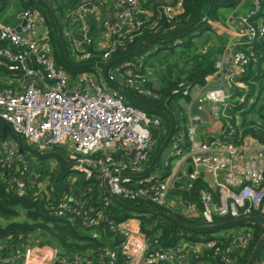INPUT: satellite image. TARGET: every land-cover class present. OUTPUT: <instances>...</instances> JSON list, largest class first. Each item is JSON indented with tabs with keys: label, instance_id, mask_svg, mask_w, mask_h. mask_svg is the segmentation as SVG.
<instances>
[{
	"label": "built area",
	"instance_id": "1",
	"mask_svg": "<svg viewBox=\"0 0 264 264\" xmlns=\"http://www.w3.org/2000/svg\"><path fill=\"white\" fill-rule=\"evenodd\" d=\"M69 1L73 3L65 13L69 25L63 27V34L73 45L78 62L93 61V66L80 69L75 76L57 63L49 29L45 27L40 32L37 11H22L25 23L20 32L10 24L0 23V64L17 75L0 86V120L11 129L6 133L0 131V161L11 173L7 188L22 196L28 182L36 183L41 173L29 168L20 151L22 146L9 134L18 135L40 150L63 147L71 170L88 179L96 177L106 195L94 204L89 199L91 188L78 189L73 184L75 179L69 178L68 186L55 199L53 214L80 221L95 239L107 230L115 237L112 243L116 238L118 242L115 247L107 246L94 261L82 254H47L28 237L5 251L4 244L0 245V264H198L206 255L214 261L234 262L250 247L257 221H242L245 224L237 231L223 234L226 240L202 236L197 240L183 238L167 246L159 236H147L138 216L117 220L106 211L118 203L113 198L116 197L125 203L144 200L160 207L156 209L165 208L161 210L188 219L201 218L206 224H213L216 216L264 219V143L250 137L240 145L221 137L200 139L198 127L205 120L191 113L192 102L199 99L200 109L223 122L225 134L241 137L230 110L239 105H264V73L261 86L245 79L258 61L250 49L264 40V22L260 19L264 0H252L251 9L236 19L238 30L226 43L222 62L216 64V71L207 76L206 82L176 83L172 93L179 97V104L182 102L180 106L176 104L174 115L180 121L183 117L186 120L179 128L174 126L165 148L169 153L163 161L160 156L164 167L178 160V165L165 177L164 169L141 172L154 149V130L162 129L163 119L132 103L124 91L130 85L143 88L145 94L153 93L144 86L148 83L143 67L145 56L116 63L112 57L136 41L155 12L174 19L182 12L184 0H177L174 5L159 4L156 11L148 0H114L113 4L111 0ZM203 20L213 31L227 27L206 16ZM157 25L158 20L151 27ZM96 42L103 48L91 51L89 48ZM94 69L106 71L104 75L113 87L87 77L85 72ZM187 159L192 170L184 183L179 163ZM199 176L207 179L209 188L200 190L197 202L172 193L178 183L189 191ZM156 224L154 221L151 225ZM252 264H264V257L259 260L256 256Z\"/></svg>",
	"mask_w": 264,
	"mask_h": 264
},
{
	"label": "trees",
	"instance_id": "2",
	"mask_svg": "<svg viewBox=\"0 0 264 264\" xmlns=\"http://www.w3.org/2000/svg\"><path fill=\"white\" fill-rule=\"evenodd\" d=\"M9 0H0V14L6 9ZM20 7L24 10L31 8L37 11L44 19L49 29L50 42L55 49L56 61L59 65L66 68L72 76H75L80 69H89L93 66V61H76L73 52L68 50L69 39L63 34V27L69 25L65 17L66 10L72 6L69 0H16ZM238 0H184L183 10L174 19H168L159 12L148 22V26L142 28L141 33L134 43L127 44L121 48L112 57L113 63L121 61L133 60L135 56H145L143 67L146 68L150 56H146L151 49H154L155 56L163 50L173 52L176 48L191 49L194 46V40L202 35L204 32L209 31L211 28L204 21L206 16L213 21L221 20L219 11L221 7L236 6ZM61 19L64 24H61ZM260 19L264 22V12L260 15ZM158 20V25L155 28L151 27L152 22ZM96 21L94 20L93 23ZM205 24L203 30L199 29L201 25ZM63 25V26H62ZM95 24L94 26H96ZM97 28V27H94ZM95 30V29H93ZM189 31L197 32L189 41L184 40V36ZM68 41H67V40ZM176 42V43H175ZM71 43V42H70ZM97 44V42H96ZM96 44L89 49L91 51L97 48ZM251 51L255 52L257 56L256 67L251 66L249 75L246 80H254L258 85L262 84V75L264 73V40L256 43ZM211 60L198 62L196 67L187 76L189 81L195 83L206 82L207 76L216 71V58L212 53ZM206 57V56H204ZM255 72L257 74H255ZM16 73L10 71L6 66L0 64V86L8 83L10 79L16 77ZM147 89L153 92L151 95L145 94L143 88H134L130 85L124 87L129 100L135 105L141 107L150 115H158L163 119L162 129L154 130V149L156 152L161 148L165 141L170 122L168 118L159 113L164 111L172 115L174 118L175 129L180 127V118L174 115L175 109L179 104V97L172 93L176 84L171 83L165 86L153 87L149 83H145ZM138 102L144 104L142 106ZM177 104V105H176ZM152 109H149V108ZM155 110V111H154ZM230 113L233 116V122L239 127V132L242 136L227 135L221 136L222 139L232 142L235 145H240L246 137H250L256 142L264 143V105L256 107H245L239 105ZM182 119L186 120L185 117ZM4 121L0 120V130L3 127ZM174 129V131H175ZM14 140L20 143L25 150H30L26 143L14 133L9 134ZM34 154L38 157L40 166L38 172L41 177L36 180V183L28 182L26 192L22 196L16 195L14 191L7 188L6 182L11 176L10 172L3 161H0V245L4 244L5 249L11 246H16L21 240H26L32 237L38 247L44 252L50 254L57 251L58 256L82 254L90 257L94 261L105 252L107 246H113L118 242L112 243L115 238L109 231H102L101 238L95 239L91 235L90 229L84 227L80 221L72 217H57L53 214L55 199L61 192L68 186V179L74 178L73 184L78 189H90V200L92 203L98 202L106 193L99 187L98 179L96 177L86 178V176L77 171L71 170V163L68 160L67 152L63 147H54L45 153H39L32 149ZM151 155L150 161L153 157ZM161 156V154H160ZM155 161L149 170L144 174L150 173L155 169H164L163 176L165 177L171 171V164L164 167L161 164V158ZM164 167V168H163ZM37 168V167H35ZM33 170V167L31 168ZM72 177V178H71ZM47 182V187L42 189L39 187L40 182ZM209 188L207 179L204 176H199L192 189L187 191L182 183H178L173 190V194H181L184 198H189L193 201H198L199 192L201 189ZM217 195V193H215ZM129 205L137 209L160 208L155 204L144 200L128 201ZM137 209H132L115 203L106 211L107 215L112 216L114 219L122 220L136 213L141 219L142 229L147 232L149 238L159 236L162 244L172 246L181 239L197 240L202 236L216 239H225V236L216 235L221 230H226L229 227H242L245 222L229 224L211 229H195L184 225L183 222H188L193 225L206 224L203 219L195 218L188 219L183 215L175 213L181 220L178 221L172 217L161 215L154 212H144ZM166 210L165 208H161ZM136 211V212H133ZM232 220L230 217H215L214 223L220 224ZM156 225H151L154 223ZM264 233V227L258 223L254 227V239L250 247L242 253L236 260L229 264H245L258 242L260 236ZM222 240V241H223ZM226 240V239H225ZM264 257V242L260 247L257 258L260 260ZM203 262L198 264H227L223 261H214L208 255L202 258ZM197 264V263H193Z\"/></svg>",
	"mask_w": 264,
	"mask_h": 264
},
{
	"label": "crops",
	"instance_id": "3",
	"mask_svg": "<svg viewBox=\"0 0 264 264\" xmlns=\"http://www.w3.org/2000/svg\"><path fill=\"white\" fill-rule=\"evenodd\" d=\"M14 1L17 4V6L20 7V5L17 3V1L16 0H14ZM148 1L151 3L152 9L155 10L159 6V4H169V5L172 4V5H174L177 0H148ZM111 3L113 4L114 0H111ZM252 4H253L252 0H246L242 3H240L238 0V3L236 4V6L221 7L220 10L223 12L225 18L217 21L216 24L227 26L226 29H223L220 31H215V30L213 31L210 29L209 31L204 32L202 35H200L198 38H196L194 40L193 48H197V46L200 45V46H198L199 55L202 53H212L216 58V64L218 62H222L223 54L225 52V45L228 42V40L233 36V34L238 30V27H239L236 19L240 15L248 12L251 9ZM111 7H112V5H111ZM103 10L104 9H102V11ZM22 11H23V9L20 7V14L18 16V18H19L18 23L10 24L7 22H2V21H0V23L10 24L14 27L19 26L22 22V19H21ZM38 17H39V24L41 27L40 32H44L46 30L45 27H48V26L39 13H38ZM43 29H45V30H43ZM205 47H207V48H205ZM189 51H190V49L189 50L186 49L185 53H180L179 55H177L173 59V61H175V62L170 65L169 72L167 71L166 74H164L160 78V81H159L160 84H166V82L168 81V78L171 77V73L174 74L175 76H179L182 74V70H183V68H182L183 62L182 61L184 60L185 56H187L189 54V53H187ZM161 53L167 54V53H171V52H169V50H164V51H161ZM156 56H159V53ZM75 60L77 61L76 57H75ZM159 67L161 68L160 63L148 62L147 66H146L145 73L147 74V76L152 77L153 73L160 69ZM186 68L189 69L190 65H186ZM11 81H13V79H10L8 81V83H10ZM107 83H108V85L107 84H105V85L108 88L113 87V85L111 83H109L108 81H107ZM128 100H129V98H128ZM181 102L182 101H180V104H181ZM5 124L6 123L3 124V127ZM202 126H206L207 128H209V131L208 132L203 131V133H202L203 135H202V137L200 136L201 137L200 139H207V137H221L225 134L224 130H223V122L213 119L210 115H208L207 120L205 121V123ZM3 127L1 128L0 131L3 130ZM247 141L251 142V140H249V139ZM153 151H154V149H153ZM166 155H167V153L165 152V148H164L163 151L161 152L162 161L164 160ZM177 162H178V160L171 161V163L174 164V168L178 165ZM151 163L145 164L142 167L141 172L144 173L147 170H149L151 168ZM191 168H192V166H191L190 159L183 160L182 162L179 163L180 174L182 175V181L184 183H185L186 178H187V173L191 170ZM222 232L223 231L221 230L218 233H216V235L219 236V235H223V234H228L226 232L225 233H222Z\"/></svg>",
	"mask_w": 264,
	"mask_h": 264
},
{
	"label": "rangeland",
	"instance_id": "4",
	"mask_svg": "<svg viewBox=\"0 0 264 264\" xmlns=\"http://www.w3.org/2000/svg\"><path fill=\"white\" fill-rule=\"evenodd\" d=\"M19 14H20V7L17 6V4L15 3L14 0H9L6 9L0 14V21L7 22V23H10V24H16L19 21V18H18ZM219 15H220L221 19H224L225 18L224 14H223V12L221 10L219 11ZM61 24H64L62 19H61ZM204 28H205V24L204 25H201L199 29L203 30ZM196 34H197V32L194 33V31H189L188 33L185 34L184 40L185 41H189L192 38V36L193 35H196ZM98 35H99L98 41L101 42V40H102L101 39L102 38V34L100 33ZM96 46L103 48V46L100 43L99 44H96ZM198 46H200V45H198ZM198 46H197V48H192V49H190L189 52H187L189 54L187 56H185L184 60L182 61L183 62L182 74L180 73L181 75L175 76L174 74L171 73V77L168 78V81L166 82V84H160V82H159L160 81V78L164 74H166L167 71L169 72L170 65L175 62V61H173V59L177 55H179L180 53H185L186 52V48H180V47H178L173 52L167 53V54H162L160 52L159 53V56H155L154 55V54H156L155 50L154 49H151L148 53H146V56H150L149 59H148V61L149 62H152V63H160L161 68L159 67L160 69L158 71H155L153 73V76L152 77H149L148 76V80H147L148 83L149 84H152L154 87H160V86H165V85H168V84H171V83H175L176 84L179 81H187L188 80L187 79V76L196 67V65H197V63L199 61L204 63L205 61H208V60L210 61L211 58H212V57L209 56V53H202V54L199 55ZM68 50L71 51V53H72V51H74L73 45L70 42H69V45H68ZM204 56H206V57H204ZM186 65H190V68L187 69L186 68ZM145 71H146V68L144 69V72ZM85 74L87 75V77H92L93 79H95L97 82H99L102 85H104V84H107L108 85L107 79L105 78V75H104L103 72L100 73L99 71H97L96 69H94V70H91V71H86ZM149 114H153V113H149ZM170 116L174 120L173 116L172 115H170ZM184 121L185 120L182 119L181 120V123L183 124ZM203 131L208 132L209 131V128H207L206 126H201L200 125L198 127V134H197V137L198 138H201L202 137ZM26 145L29 148L31 147V149L30 150H25L24 149V152H23V154H24V160L28 162L29 168H32L33 167V170L36 169V171H38V167L40 166L39 165L40 162L38 160V157L36 156V154H34V152H33L32 149H35L34 151H37V152L43 154V153H45L47 151H50L54 147H51V148H48V149H45V150H40L38 147H36L34 145H30L28 143H26ZM155 151L156 150L154 149V151L151 152V155L152 156H154ZM165 152L166 153H169V151H167V149L165 150ZM152 161H153V159H152ZM152 161L149 160L148 163H151ZM35 167H37V168H35ZM170 168L171 169L174 168V164L173 163H171V167ZM39 186L42 189L43 188H46L47 182H45V181L40 182L39 183ZM126 202H128V201H126ZM133 212H136V211H133ZM133 214L136 215V213H133ZM244 228L247 229V227H244ZM237 230H238L237 227H229L226 230H222L223 231L222 233H225L226 232V233L230 234V233L235 232Z\"/></svg>",
	"mask_w": 264,
	"mask_h": 264
},
{
	"label": "water",
	"instance_id": "5",
	"mask_svg": "<svg viewBox=\"0 0 264 264\" xmlns=\"http://www.w3.org/2000/svg\"><path fill=\"white\" fill-rule=\"evenodd\" d=\"M106 19H104L102 21V28L104 26V23H105ZM24 21L22 22L21 25L17 26L16 27V30L17 31H21V28H22V25H24ZM45 30V29H43ZM106 71H104V74L106 75L105 73ZM178 74V73H177ZM139 104H141L142 106H145L144 104L138 102ZM200 105H201V100L199 99H196L192 102L191 104V113L193 115H198L200 116L203 120H207L208 118V114L205 110L203 109H200ZM146 107V106H145ZM149 108V107H148ZM149 109H152V108H149ZM155 111V110H154ZM159 113L165 115L169 122H170V128H169V132H168V135L165 139V141L163 142L161 148L159 149V151L155 154L154 158H153V161L151 163V166L155 163V161L159 158L161 152L163 151L164 148H166L167 144H168V141H169V138H170V135L172 134L173 130H174V120L171 118V116L167 113V112H164V111H158ZM10 126L8 124H5L4 127H3V132L6 133L7 131H10ZM228 131V129L226 130V132ZM20 151L23 153L24 152V148H21ZM192 170V169H191ZM190 170V171H191ZM220 180L222 181L223 180V175L220 176ZM115 201H117L118 203L122 204V205H125L126 207H129V208H132V209H137L136 207H133L131 205H129L128 203H125L124 201L116 198V197H113ZM139 210V209H137ZM141 211H144V212H154V213H159L161 215H166V216H169V217H172L178 221H181L176 215H173L171 213H168V212H165L164 210H161V209H156V208H148V209H140ZM247 219H253L255 221H257L258 223H260L263 227H264V219H262L261 217H258V216H251L249 218L247 217H244V218H237V219H232L228 222H223V223H220V224H204V225H193V224H190L188 222H183L181 221L184 225L188 226V227H191V228H195V229H211V228H214V227H219V226H224V225H229V224H235V223H239V222H242L244 220H247ZM264 242V233L260 236L258 242L256 243L255 247L253 248L247 262L245 264H252V262L254 261L255 257L257 256L259 250H260V247L261 245L263 244Z\"/></svg>",
	"mask_w": 264,
	"mask_h": 264
}]
</instances>
